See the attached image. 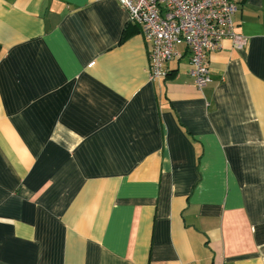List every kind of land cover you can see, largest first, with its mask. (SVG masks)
<instances>
[{
	"label": "crops",
	"instance_id": "crops-1",
	"mask_svg": "<svg viewBox=\"0 0 264 264\" xmlns=\"http://www.w3.org/2000/svg\"><path fill=\"white\" fill-rule=\"evenodd\" d=\"M231 1L198 90L117 0H0V264H264V0Z\"/></svg>",
	"mask_w": 264,
	"mask_h": 264
},
{
	"label": "built area",
	"instance_id": "built-area-1",
	"mask_svg": "<svg viewBox=\"0 0 264 264\" xmlns=\"http://www.w3.org/2000/svg\"><path fill=\"white\" fill-rule=\"evenodd\" d=\"M139 26L150 45L149 78L166 75L165 63L181 57L183 44L189 52V74L201 90L210 82L208 56L224 39L242 49L247 38L235 32L237 9L231 0H117Z\"/></svg>",
	"mask_w": 264,
	"mask_h": 264
}]
</instances>
